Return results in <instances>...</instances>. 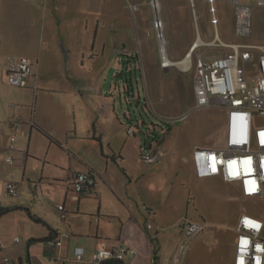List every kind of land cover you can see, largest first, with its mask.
Segmentation results:
<instances>
[{
    "label": "crops",
    "instance_id": "1",
    "mask_svg": "<svg viewBox=\"0 0 264 264\" xmlns=\"http://www.w3.org/2000/svg\"><path fill=\"white\" fill-rule=\"evenodd\" d=\"M7 1L12 5L11 21H6L8 33L0 35V56L7 57L0 61V219L12 212L20 216L24 214L28 219H22L20 223L22 230L25 229L24 242L18 235L9 242L2 238L1 231L19 223L9 216L0 221V258L8 255L21 260L22 264H87L86 260L75 258L76 248H83L89 259L99 247H113L124 242L135 247L137 254L133 258L106 264H178L174 255L182 238L180 219L184 216L176 218V213L186 203L187 207L191 202L195 205L190 186L198 178L192 169L189 171L188 167L185 169L177 164V160L188 161L189 158H177L171 147L166 146L172 127L162 136L154 134L146 139L137 132L128 133L129 121L118 125L109 115V104L94 100L89 89L83 87L86 80H76L65 72L62 51L55 42L52 28L48 35L51 45L45 47L40 43L41 25L44 22L53 25V21H36L37 16L17 6L19 1L25 0ZM161 4L170 42H176L181 35L188 39L192 21L199 18L196 2L195 9L191 0H165ZM33 17V21H29ZM122 47L127 48L124 43L117 49ZM190 47L175 60L187 57ZM69 50L72 55L71 47ZM67 53L69 58L68 50ZM13 56H26L33 61V75L25 87L12 85L7 80L8 59ZM48 73L54 74L60 82L43 84L42 77ZM110 118L113 121L111 126L106 123ZM16 119H21L18 129L13 127ZM121 127L126 128L123 134L119 130ZM161 129L163 131V127ZM10 134L16 136L18 145L13 164L4 160L1 154H7ZM37 134L45 136L47 144L50 143L43 157L34 152L33 142ZM27 136L29 142L26 144L23 139ZM146 140H151L162 152L158 161L148 163L141 157V145ZM221 143L220 138L214 142ZM52 145L68 154V166L48 160ZM30 158L38 159L40 172L26 171L25 165L29 166ZM77 172L94 175L96 189L92 195L82 196L69 191L70 178ZM9 180L18 183V197L7 194L5 183ZM232 184L238 190L233 197L241 198L238 183ZM44 185L54 187L58 205L65 203L64 218L57 206L52 205V197L45 194ZM233 229L228 264H233L235 256L236 226ZM63 230L70 234L63 238L61 245L46 243L45 238L56 236ZM225 235L217 229L210 238H221L223 242ZM16 237L20 238L19 242L15 241Z\"/></svg>",
    "mask_w": 264,
    "mask_h": 264
},
{
    "label": "rangeland",
    "instance_id": "2",
    "mask_svg": "<svg viewBox=\"0 0 264 264\" xmlns=\"http://www.w3.org/2000/svg\"><path fill=\"white\" fill-rule=\"evenodd\" d=\"M6 1L0 0V35L8 33L6 21H11L9 12L12 5L8 1L6 4ZM150 1L25 0L16 4L26 13L37 16L36 21H53V25L48 22L41 25L40 43L45 47L51 45L48 35L52 28L55 42L62 51L65 72L76 80H86L83 87L89 89L88 93L94 100L109 104V115L113 116L118 125L129 121L128 124L134 125L136 132L144 139L152 138L154 134L162 136L164 131L172 127L166 146L171 147V152L177 158L187 156L188 161L177 160V164L183 165L185 169L188 167L189 171L192 169L193 175L198 178L190 186L195 205L193 202L189 207L187 203L184 204L177 211L176 218L186 216L207 222L205 230L189 241L188 254L183 264H228L232 252L231 234L242 210L245 208L248 212L264 214V198L233 197L238 194L234 184L216 175L198 176L195 171L197 152L205 145L214 144L218 133L224 130L226 110L222 106L195 108L194 68L190 72H183L177 68L167 70L161 66ZM164 1L160 0L161 3ZM195 2L199 18L192 21L188 39L181 35L179 40L171 43L166 24L169 53L173 59L184 55L198 31L206 40L213 39L218 29L225 42L264 45V5L254 6L252 32L250 36L241 37L235 32V8L228 0H215L214 5L212 0ZM136 5L139 7L136 8ZM124 43L127 46L126 49L122 47L124 51L122 48L117 49V46ZM62 44L69 51L68 59H65ZM174 49L180 53L174 52ZM203 49L200 47L198 51ZM206 50L218 55L228 52L230 48L212 46ZM6 58L0 56V61ZM42 81L48 85L57 84L60 79L48 73L42 77ZM257 120L259 124H264V116L259 115ZM106 123L111 126L113 121L111 118L106 119ZM119 130L122 134L126 132L125 127ZM13 135L7 137L8 142ZM23 140L27 144L29 136ZM47 143L48 140L42 134L34 136V152L43 157L50 145ZM1 154L6 160L8 154ZM37 158L29 159V166L25 165L27 172L41 171ZM68 158L64 150L51 146L48 156L50 162L68 166ZM43 190L54 200L52 205L58 208L54 187L44 185ZM14 213H8L0 219L4 221L9 216L19 223L1 231L2 238L9 242L18 235L24 242L25 229L22 230L20 223L22 219L28 218L24 214L20 216ZM217 229L226 233L223 242L220 236L218 240L212 239L213 236L210 238L211 233L215 234Z\"/></svg>",
    "mask_w": 264,
    "mask_h": 264
},
{
    "label": "built area",
    "instance_id": "3",
    "mask_svg": "<svg viewBox=\"0 0 264 264\" xmlns=\"http://www.w3.org/2000/svg\"><path fill=\"white\" fill-rule=\"evenodd\" d=\"M214 0H212L213 2ZM235 8V32L238 36L247 37L252 32L253 8L256 4L264 5V0H228ZM195 9V0H191ZM153 9L152 24L156 32L160 63L164 69L177 68L183 72L195 69L194 89L196 95L195 108L222 106L226 110L227 122L218 137L221 144L205 145L197 153L198 176L219 175L226 182H237L242 198H264V124H259L257 117L264 116V45L242 42H225L218 34L211 40L204 39L200 33L196 35L186 56L190 57L187 68L183 64L173 63L175 60L169 53V40L166 36V21L162 15L160 0H151ZM139 5H136L138 8ZM216 21V18H215ZM217 23V22H216ZM229 47L223 54L215 55L206 48ZM204 48L198 51L199 48ZM33 75V61L29 57H9L7 80L15 86L25 87ZM233 120L243 124L240 133L231 129ZM21 119L13 122L15 129L20 128ZM127 131L135 134L134 125ZM16 136H12L7 145L6 161L16 162L14 155ZM162 152L155 144L144 141L141 145V157L148 163L158 161ZM69 191L82 196L95 192L96 179L90 172L74 173L69 181ZM5 190L11 197H18V183L9 180ZM146 208V206H145ZM58 209L65 216V203ZM264 214L248 212L245 208L236 225L237 238L233 264H264ZM182 238L175 251V260L180 264L188 254L189 241L203 232L207 223L195 221L189 217L180 219ZM68 231H61L46 243L50 246L61 245ZM20 241L19 237L15 238ZM137 249L127 243L119 242L113 247H99L92 257L87 259L83 248H76L74 256L78 260H86L87 264H106L112 261H123L133 258ZM0 264H20L15 257L4 255Z\"/></svg>",
    "mask_w": 264,
    "mask_h": 264
},
{
    "label": "clouds",
    "instance_id": "4",
    "mask_svg": "<svg viewBox=\"0 0 264 264\" xmlns=\"http://www.w3.org/2000/svg\"><path fill=\"white\" fill-rule=\"evenodd\" d=\"M231 129L234 133H240L243 130V124L239 120H233Z\"/></svg>",
    "mask_w": 264,
    "mask_h": 264
},
{
    "label": "bare ground",
    "instance_id": "5",
    "mask_svg": "<svg viewBox=\"0 0 264 264\" xmlns=\"http://www.w3.org/2000/svg\"><path fill=\"white\" fill-rule=\"evenodd\" d=\"M172 61H173V63H175V64L181 63V64H183L182 67L187 68V67L189 66L190 57L187 56V57L182 58V59H180V60H172Z\"/></svg>",
    "mask_w": 264,
    "mask_h": 264
},
{
    "label": "trees",
    "instance_id": "6",
    "mask_svg": "<svg viewBox=\"0 0 264 264\" xmlns=\"http://www.w3.org/2000/svg\"><path fill=\"white\" fill-rule=\"evenodd\" d=\"M39 130H41L43 133H45L48 137L52 138L51 135H50L47 131L43 130L42 128H39ZM2 208H4V207H2ZM26 211L28 212V214H29L30 216L33 217V215H32V213L30 212V210H28V209L26 208ZM62 218H64V217H62ZM54 237H55V236L47 237V238H45V241H47L48 239H52V238H54ZM119 262H120V261H119Z\"/></svg>",
    "mask_w": 264,
    "mask_h": 264
},
{
    "label": "water",
    "instance_id": "7",
    "mask_svg": "<svg viewBox=\"0 0 264 264\" xmlns=\"http://www.w3.org/2000/svg\"><path fill=\"white\" fill-rule=\"evenodd\" d=\"M62 49H63V52H64V54H65V59H68V53H67V49L65 48V45L64 44H62ZM2 213V212H1ZM20 261V264H22V261L21 260H19Z\"/></svg>",
    "mask_w": 264,
    "mask_h": 264
}]
</instances>
